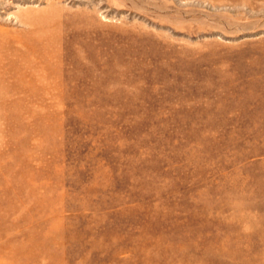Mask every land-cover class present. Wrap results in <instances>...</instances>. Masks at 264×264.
<instances>
[{
  "label": "rangeland",
  "instance_id": "374dc122",
  "mask_svg": "<svg viewBox=\"0 0 264 264\" xmlns=\"http://www.w3.org/2000/svg\"><path fill=\"white\" fill-rule=\"evenodd\" d=\"M0 264H264V0H0Z\"/></svg>",
  "mask_w": 264,
  "mask_h": 264
}]
</instances>
